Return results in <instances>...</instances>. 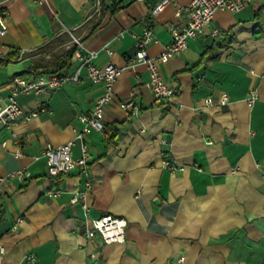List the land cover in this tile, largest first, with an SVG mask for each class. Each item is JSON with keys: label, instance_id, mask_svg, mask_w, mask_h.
<instances>
[{"label": "crops", "instance_id": "crops-1", "mask_svg": "<svg viewBox=\"0 0 264 264\" xmlns=\"http://www.w3.org/2000/svg\"><path fill=\"white\" fill-rule=\"evenodd\" d=\"M151 1L101 0L97 11L95 0H0L7 22L0 36L2 96L14 75H33L26 69L65 32L64 46L84 35L83 47L99 50L97 65L124 67L114 93L138 106L131 115L115 101L107 104V133L87 137L88 213L127 220L123 242L101 245L84 237V212L70 202L84 177L78 168L49 176L41 152L73 139L77 114L92 108L103 86L65 82L52 92L18 96L23 115L0 131V176L20 168L29 175L0 183V264H33L29 256L36 264H87L89 254L94 264H264V0L217 11L183 53L160 65L177 90L166 102L156 101L147 85L146 64L129 60L135 36L149 23L156 41L147 51L158 55L171 40L165 23L190 0H175L149 22ZM73 67L71 57L67 72ZM252 86L258 98L249 105ZM221 92L228 94L224 105L217 102ZM73 153L80 155L78 142ZM165 158L182 168L163 167ZM52 189L59 194L49 196Z\"/></svg>", "mask_w": 264, "mask_h": 264}, {"label": "built area", "instance_id": "built-area-1", "mask_svg": "<svg viewBox=\"0 0 264 264\" xmlns=\"http://www.w3.org/2000/svg\"><path fill=\"white\" fill-rule=\"evenodd\" d=\"M34 4H45L47 0H30ZM255 0H190L185 6L179 7L174 19L165 23V27L170 33L171 40L163 50L156 56H150L147 48L155 42L153 28L149 24L145 25L139 34L135 36V53L129 63H145L149 73L147 85L152 91L156 101L166 102L170 100L177 92L176 88L171 86L165 80L160 65L165 64L171 57L183 53L188 48V40L194 38L203 32V28L210 24L214 14L219 10L237 12L251 5ZM175 2V0H153L148 2L146 18L152 20L153 16L159 14L164 8ZM95 8L98 11L101 6V0H95ZM6 9L0 5V36L7 31ZM67 32L71 30L65 29ZM125 30H122L118 36H122ZM72 34V33H71ZM212 35L222 37L224 33L219 29H213ZM72 42L76 44V49L72 53L74 67L65 75L55 73H43L35 75H14L11 79L10 92L6 96L0 94V131L4 128H10L24 113L18 96L22 94H41L52 92L61 88L65 82L80 83L84 80L92 84H101L102 93L95 100L92 108L88 112L77 114V120L80 126H74V137L58 146L47 144L41 157L46 161L47 173L49 176L67 175L71 170L78 168L79 173L84 177L80 188H77L72 195L71 203H80L85 216L84 237L87 239L98 238L101 245L115 242H123L125 239V227L127 220L121 216L103 214L98 217H91L88 213L89 206L86 201L87 193L91 186V178L88 167L90 157L87 137L94 131L101 132L105 128L104 108L107 104L115 101L118 107L134 115L138 112V106L133 98L120 101L116 98L113 85L116 79L121 75L124 67L111 61L104 65H97L95 58L99 50H88L83 47L79 37L72 35ZM108 55L112 50L107 44L102 48ZM23 52H21L22 54ZM0 59H5L0 50ZM133 95V94H132ZM133 97V96H132ZM258 98V92L252 86L247 94V102L253 104ZM228 101V94L221 92L218 104L224 105ZM207 105H213V99H205ZM43 110V108H42ZM36 115V112L30 113V116ZM29 117V116H28ZM78 142L80 145V155L74 156L73 146ZM5 143L0 139V146ZM18 155V154H17ZM37 158V157H36ZM163 167L170 170L181 169L182 166L175 161L163 159ZM26 168H20L5 175L0 176V183H5L13 178L24 180L28 178ZM59 190L52 189L48 192L49 196L55 197ZM3 252V246L0 244V253ZM28 259L36 264L34 257ZM95 254H89L87 264H94Z\"/></svg>", "mask_w": 264, "mask_h": 264}, {"label": "trees", "instance_id": "trees-1", "mask_svg": "<svg viewBox=\"0 0 264 264\" xmlns=\"http://www.w3.org/2000/svg\"><path fill=\"white\" fill-rule=\"evenodd\" d=\"M94 29L92 26L87 34H89ZM68 36L67 33L63 32L61 36L55 37L52 39L48 45H46L42 50V56L36 60H34L29 67L26 69L25 72H29L33 75L35 74H49L55 73L57 75H65L67 73V69L70 66V59L72 53L76 49V44L72 41L69 42L68 47L64 46L61 37ZM84 35H81L79 38L82 41L84 39ZM68 40H71L70 38ZM61 46V52L53 53L49 52L51 49L54 50L55 48ZM46 55H50L49 58H46ZM104 133H107V128L104 129ZM61 176V175H58ZM56 177V176H55Z\"/></svg>", "mask_w": 264, "mask_h": 264}]
</instances>
